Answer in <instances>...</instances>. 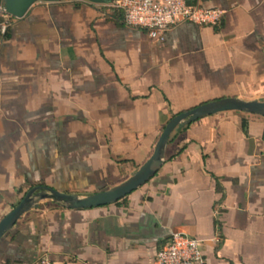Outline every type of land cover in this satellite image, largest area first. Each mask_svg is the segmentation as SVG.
I'll return each mask as SVG.
<instances>
[{
    "label": "crops",
    "instance_id": "obj_1",
    "mask_svg": "<svg viewBox=\"0 0 264 264\" xmlns=\"http://www.w3.org/2000/svg\"><path fill=\"white\" fill-rule=\"evenodd\" d=\"M106 1H36L0 34V218L34 185L118 184L178 112L264 100V0H186L222 14L162 40ZM172 232L200 239L202 264H264L262 115L224 110L173 130L158 170L114 202L40 200L1 235L0 264H152Z\"/></svg>",
    "mask_w": 264,
    "mask_h": 264
},
{
    "label": "water",
    "instance_id": "obj_2",
    "mask_svg": "<svg viewBox=\"0 0 264 264\" xmlns=\"http://www.w3.org/2000/svg\"><path fill=\"white\" fill-rule=\"evenodd\" d=\"M36 1L56 2L62 0H3L5 11L15 17L23 16L26 10ZM100 3L104 0H86ZM224 110H239L256 113L264 117V100H244L237 97H223L198 104L188 110L172 115L163 125L153 145L150 155L124 180L107 189L88 195L57 190L46 185L29 187L15 205L0 218V237L7 231L19 216L26 210L37 206L43 199L50 200L62 207L82 208L105 205L122 198L132 190L145 183L163 163L164 148L171 132L202 116Z\"/></svg>",
    "mask_w": 264,
    "mask_h": 264
},
{
    "label": "built area",
    "instance_id": "obj_3",
    "mask_svg": "<svg viewBox=\"0 0 264 264\" xmlns=\"http://www.w3.org/2000/svg\"><path fill=\"white\" fill-rule=\"evenodd\" d=\"M104 6L120 10L125 26L140 28L149 38L162 40L164 33L181 22L215 24L222 10L191 5L186 0H109ZM0 2V34L11 19ZM200 239L181 232H172L166 244L154 254L152 264H202ZM31 264H56L46 255Z\"/></svg>",
    "mask_w": 264,
    "mask_h": 264
},
{
    "label": "trees",
    "instance_id": "obj_4",
    "mask_svg": "<svg viewBox=\"0 0 264 264\" xmlns=\"http://www.w3.org/2000/svg\"><path fill=\"white\" fill-rule=\"evenodd\" d=\"M107 1H109V0H107ZM0 2H3V0H0ZM121 20H122V18H121Z\"/></svg>",
    "mask_w": 264,
    "mask_h": 264
}]
</instances>
